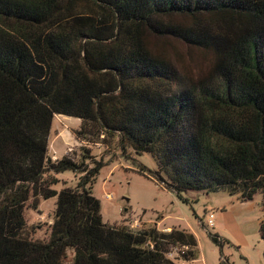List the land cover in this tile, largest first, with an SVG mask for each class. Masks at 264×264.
I'll list each match as a JSON object with an SVG mask.
<instances>
[{
    "label": "trees",
    "instance_id": "1",
    "mask_svg": "<svg viewBox=\"0 0 264 264\" xmlns=\"http://www.w3.org/2000/svg\"><path fill=\"white\" fill-rule=\"evenodd\" d=\"M177 43L208 73L181 66ZM57 116L81 121L78 140L151 154L186 203L225 191L264 210V0H0V264H176L175 246L196 261L188 231L105 224L104 159L54 160ZM66 171L78 187L57 192ZM53 197L49 239L28 238L27 208Z\"/></svg>",
    "mask_w": 264,
    "mask_h": 264
},
{
    "label": "rangeland",
    "instance_id": "2",
    "mask_svg": "<svg viewBox=\"0 0 264 264\" xmlns=\"http://www.w3.org/2000/svg\"><path fill=\"white\" fill-rule=\"evenodd\" d=\"M154 39L158 43L163 41L158 37ZM177 53L183 54L182 61L177 62L183 67L190 66L193 74L208 73L209 63L195 53L190 54L188 46L177 43L175 57ZM81 124L78 119L57 116L51 129L49 155L54 160H62L70 154L80 161L83 149L88 148L95 159H104L105 165L95 180L92 195L101 202L106 225L132 226L137 220L140 223L137 230L143 227L159 232L183 229L195 235L199 243L198 259L186 262L184 248L175 246L171 247L168 258L176 264H223L226 261L227 264H264V240L259 233L264 216L262 195H257L252 202L242 203L225 191L190 192L184 194L186 203L168 189L167 177L159 173L158 163L151 154L139 156L130 149L123 152L117 136L107 139L108 145H91L78 140L76 132ZM80 177L81 174L66 171L57 175L59 183L53 189L57 192L67 188L76 190ZM56 208L57 197L41 201L36 211L27 208L25 235L33 240H48ZM210 215L214 216L215 226L208 229L209 233L230 242L222 249L203 226L208 228Z\"/></svg>",
    "mask_w": 264,
    "mask_h": 264
},
{
    "label": "built area",
    "instance_id": "3",
    "mask_svg": "<svg viewBox=\"0 0 264 264\" xmlns=\"http://www.w3.org/2000/svg\"><path fill=\"white\" fill-rule=\"evenodd\" d=\"M215 226V223H214V216L213 215H210L209 217V226H208V229L210 227H214Z\"/></svg>",
    "mask_w": 264,
    "mask_h": 264
},
{
    "label": "crops",
    "instance_id": "4",
    "mask_svg": "<svg viewBox=\"0 0 264 264\" xmlns=\"http://www.w3.org/2000/svg\"><path fill=\"white\" fill-rule=\"evenodd\" d=\"M241 205H245V204H241ZM133 228H137L140 227V223H138V221L136 220L134 224H132Z\"/></svg>",
    "mask_w": 264,
    "mask_h": 264
}]
</instances>
